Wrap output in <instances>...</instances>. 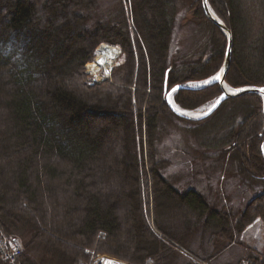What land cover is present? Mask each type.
Instances as JSON below:
<instances>
[{
    "label": "trees",
    "instance_id": "trees-1",
    "mask_svg": "<svg viewBox=\"0 0 264 264\" xmlns=\"http://www.w3.org/2000/svg\"><path fill=\"white\" fill-rule=\"evenodd\" d=\"M129 1L128 13L120 1L102 21L96 0H0V232L22 241L19 264H86L91 252L129 264H215L220 243L264 219L261 97H230L198 120L166 100L175 85H185L172 95L182 110L221 94L218 82L188 83L219 72L226 35L201 0L187 1L191 17L181 23L183 0ZM256 1L261 9L253 12L243 0H208L231 31L225 82L235 89L264 84V0ZM197 27L206 38L189 53L198 39L181 48L176 29ZM102 42L118 46L122 60L109 77L90 81L84 66ZM172 117L218 121L205 165L219 175L235 159L240 182L259 188L243 209L230 213L223 199L180 192L163 176L157 145L161 122ZM170 203L207 218L212 251L206 244L191 251L164 227L157 216ZM244 262L264 264V255L229 264Z\"/></svg>",
    "mask_w": 264,
    "mask_h": 264
},
{
    "label": "rangeland",
    "instance_id": "rangeland-1",
    "mask_svg": "<svg viewBox=\"0 0 264 264\" xmlns=\"http://www.w3.org/2000/svg\"><path fill=\"white\" fill-rule=\"evenodd\" d=\"M120 1L122 2L121 4L125 8V11L128 13L130 9L129 0H96L97 8L93 10V13H97L100 16L99 18L102 21H105L107 18V13L111 12L114 6L118 5ZM187 1L188 0H183L178 4L179 11L177 19L180 21V23L182 21L186 22L188 18L191 17V13L188 10ZM243 2L246 5L245 7L250 9V11L252 7L257 8V3H259L256 0H243ZM258 8L256 11L261 9L260 6ZM254 11L255 10H253V12ZM90 13L91 12H89V14ZM257 15L259 14L257 13ZM89 25H93L92 22H89ZM176 31H178L176 32L178 38L185 39L183 40L184 43L182 42L181 44V48L188 49V47L191 46L190 41L196 38L198 39V43L193 46L194 48L190 50L189 53L196 52V46L199 45V43H202L206 38V34L201 32L198 27L196 28L194 34H191L187 28H177ZM191 37L193 39H190ZM102 44H104V42L97 45L95 48L94 57L92 61L88 63L95 61L96 51ZM115 47L119 49L120 53L114 66L120 63L122 60L120 48L118 46ZM88 63H86L84 67L85 73L89 76L90 81H100L104 78H107L104 70L102 69H100L98 73L100 78H97L91 73L87 72L86 65ZM219 75L220 74L217 73L205 81L190 82L188 84L190 86L197 87L202 84L212 83L218 80L216 77H219ZM172 95H170L169 101L174 106V108L193 119L201 116L212 103L210 102L192 111L182 110L174 103ZM218 131L217 120L209 119L204 122L190 124L182 122L181 120L173 117L166 119L165 121L161 122L159 142L157 145L159 151L158 156L166 162L162 168L163 176L175 189L180 192H185L190 188L197 189L205 195L208 201L213 200L216 203L223 199L225 208L228 210V212L235 213L243 209L247 201H249L254 195L258 193L259 188L254 187L252 190L249 189L248 185L240 182L236 174H234V169L236 172V167L235 159L232 157L231 160H229L230 168H226L225 166L224 170L219 171V175L218 173H212L214 171L211 170L208 165H205L208 162V157H206L209 150L208 143H211L212 137L214 136L215 132ZM216 154V151H211L212 157H215ZM211 164L213 167H218L219 165L218 161L214 160ZM219 203L223 204L222 202ZM168 210L169 211L165 216H163V218L161 215H158L157 217L163 223L164 227L170 232L178 237L185 238V241L187 242V245H185L186 248L199 253L202 252L201 245L206 244L209 251H212L213 247L211 249V244L208 241L209 238H207L209 237L210 232L208 228L203 226V223L207 221L206 217L196 220L186 206L179 208L174 206L172 203L168 205ZM16 239L19 243L21 253L23 248L21 244L22 241H20L18 238ZM220 248L221 249L214 258L215 264L236 263L241 258H250L256 257L258 255H264V219H255L251 224L246 226L241 233H235V236L230 243L224 244V246L223 243H220ZM101 254L106 253L91 252L89 255V261L87 263H94V258ZM18 260V257H16L13 262L8 264H19ZM145 264L150 263L146 262ZM244 264L250 263L244 262Z\"/></svg>",
    "mask_w": 264,
    "mask_h": 264
},
{
    "label": "water",
    "instance_id": "water-1",
    "mask_svg": "<svg viewBox=\"0 0 264 264\" xmlns=\"http://www.w3.org/2000/svg\"><path fill=\"white\" fill-rule=\"evenodd\" d=\"M201 6L203 13L205 17L214 25H216L227 37V46L225 50V56H224V61L222 64V67L219 71V79L216 81L219 83L220 88L222 90L221 94L218 95V97L212 102L210 107L198 118L195 119H204L208 116H210L224 101L229 99L230 97L240 95L244 92H253L258 94L263 102V115H264V92L259 91L260 89H264V84L262 86H257V87H244V88H231L228 86L225 82V74L229 68L230 61H231V49H232V35L231 31L227 28V26L211 11L209 7V2L208 0H201ZM228 86L229 88H227ZM185 87V85H175L172 87L166 94V100L169 103L170 107L178 114V115H183L186 117H190L187 115H184L183 113L179 112L177 109L174 108V106L170 103L169 97L172 95L176 90ZM264 144V139L261 144V149ZM262 154L264 157V153L262 150Z\"/></svg>",
    "mask_w": 264,
    "mask_h": 264
},
{
    "label": "built area",
    "instance_id": "built-area-1",
    "mask_svg": "<svg viewBox=\"0 0 264 264\" xmlns=\"http://www.w3.org/2000/svg\"><path fill=\"white\" fill-rule=\"evenodd\" d=\"M18 248L19 243L16 238L6 237L0 232V259L2 261L7 263L13 262L20 255V248ZM106 262H111V264H129L108 254L98 255L94 258V263L92 264H106Z\"/></svg>",
    "mask_w": 264,
    "mask_h": 264
},
{
    "label": "bare ground",
    "instance_id": "bare-ground-1",
    "mask_svg": "<svg viewBox=\"0 0 264 264\" xmlns=\"http://www.w3.org/2000/svg\"><path fill=\"white\" fill-rule=\"evenodd\" d=\"M119 53V49L115 46L105 43L100 45L96 51L95 61L86 65V71L93 76L100 78V76H98L99 70L102 69L107 73L112 69L119 57ZM226 87L229 88L228 86ZM262 150L264 153V144Z\"/></svg>",
    "mask_w": 264,
    "mask_h": 264
},
{
    "label": "snow or ice",
    "instance_id": "snow-or-ice-1",
    "mask_svg": "<svg viewBox=\"0 0 264 264\" xmlns=\"http://www.w3.org/2000/svg\"><path fill=\"white\" fill-rule=\"evenodd\" d=\"M216 79H219V77H216ZM259 91L264 92V89H260ZM106 264H111V262H106Z\"/></svg>",
    "mask_w": 264,
    "mask_h": 264
}]
</instances>
